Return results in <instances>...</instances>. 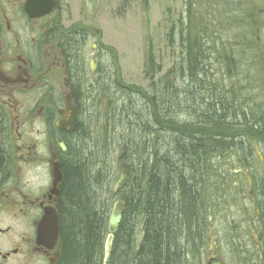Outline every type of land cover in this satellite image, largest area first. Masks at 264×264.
Instances as JSON below:
<instances>
[{"label": "flooded vegetation", "instance_id": "1", "mask_svg": "<svg viewBox=\"0 0 264 264\" xmlns=\"http://www.w3.org/2000/svg\"><path fill=\"white\" fill-rule=\"evenodd\" d=\"M70 1L0 0V264L58 262V242L51 250L37 243L44 214L58 215L52 169L58 163L61 169L70 147L78 149L85 136L94 149L99 140V152L110 142L109 74L104 77L85 55L89 42L97 43L95 36L102 34L94 28L96 17L87 21L85 13L92 14L88 4L100 0H78V18L72 12L65 24ZM263 15L259 10L249 23L261 22L264 30ZM261 45L263 55L251 43L247 57L231 63L227 81L234 87L224 95L253 124L241 142L246 150L217 153L214 175L203 177L180 233L178 249L187 260L205 254V261L214 255L221 264H264V41ZM216 92H203L204 98L224 100ZM228 137L226 142H235Z\"/></svg>", "mask_w": 264, "mask_h": 264}, {"label": "trees", "instance_id": "2", "mask_svg": "<svg viewBox=\"0 0 264 264\" xmlns=\"http://www.w3.org/2000/svg\"><path fill=\"white\" fill-rule=\"evenodd\" d=\"M210 5L213 6L212 3ZM187 6L185 11H182V19H185L184 23L183 21L178 23L176 20L173 25L175 28L173 29L175 42L172 40L171 43L173 48L181 46L182 52L186 51L185 53L188 55L184 61L188 65L191 57V51L189 52L191 45H200L204 37L207 40L211 39V42H213V39L218 38L221 33L219 31L211 32L215 25L213 12L208 11L204 15L197 16L194 11L193 13L191 12L189 1ZM197 28L199 32L197 33L198 36L195 37L191 29L197 30ZM222 43V47L218 46L220 48L218 50V52L220 51L219 58L225 61L228 71L230 68V74L228 72V79H230L232 73L231 63H233L231 57L234 56V58L241 59L247 57V54L244 55L237 51L236 46L238 44L231 46L230 41ZM246 45L248 48V43ZM209 46L210 50L214 45ZM227 46L232 47L235 53L232 51H230L231 53L227 52L230 49ZM207 52L208 49L205 52L206 56L197 54L201 56V58L197 59L202 60L204 64L205 58H208L207 54L210 55L212 53ZM149 62L150 60L148 59V64ZM199 63L196 62L195 67H198L203 73L201 70L202 66ZM187 65L185 66L186 69ZM185 68H182L180 72L184 82L187 80L184 77L186 76V72L184 73ZM192 70L195 71V69ZM188 71H191L189 66ZM113 73L114 71L111 72L110 80L117 85V90L120 91L123 87L122 82L117 80ZM166 78L168 79V77ZM189 80L195 83V77ZM205 80L206 78L201 81L200 86L202 84L205 86ZM157 87L158 85L154 88L151 87V89L154 90ZM109 88V97L114 106L111 83ZM171 89L162 94L165 100L164 105L170 111L175 108L173 114L185 113L187 116L195 118L196 111H190L188 106L184 107L182 105L183 102H180L176 93H173ZM137 93L142 95L144 99L149 97V94L145 93V91ZM157 94L159 95L160 92H157ZM158 95L155 97L156 99H158ZM190 95H194V93H190ZM223 96L224 100L221 98V101H227L229 105L231 100H229L228 95ZM199 97L202 101L203 96L200 95ZM148 99V102L154 106V100ZM206 100L208 99L206 98ZM190 101L186 100L189 103ZM202 103L203 101L200 104ZM207 108V111L211 112L209 104H207ZM156 119L162 122L160 124L162 126H173H168L173 136H171L169 142L167 141L168 146L169 143L171 144L167 154L161 153L159 150V136L157 137L153 132V137L150 134L147 135V139L143 133V130L145 132L150 129L152 121L146 124L142 123L140 127L145 125L143 130L139 128V132L136 133L133 139L129 138L121 143L120 147L124 148V155L121 160L125 162L127 171L125 186L120 191V195L125 198V208L119 229L114 237L112 251L107 264H186L185 252L182 249V253H180L178 245L180 233L185 225V217L191 212L192 208L194 209V201L197 200H194V194L197 191L200 194V189L205 184L201 182V188H196V176L211 179V176L214 175L217 153L246 150L243 143L226 142L228 141L229 132L228 130L225 132L224 127L226 128L229 124L225 120L219 121L216 116L203 118L200 123H187L175 119V124H172L174 120L168 122L161 116L155 117ZM195 127H198V132L202 127H206L210 133L208 135H203L201 132L198 135L193 134L191 128ZM235 127L229 129L232 137L240 135L241 140L244 142L245 138L249 136V128L242 125ZM148 140L153 142V147L154 145L158 147V152L157 150L153 152L152 164L149 163ZM78 141V149L74 146L70 147L68 154H65L64 163L61 167L63 184L58 202L60 246L57 264H102L109 211L108 208L104 207L105 203L104 206L98 203L96 195L97 186L103 182H97V179L90 181L89 179L94 175V171L96 172L97 163L93 161L95 157L102 165L101 171H104L102 173L109 175L107 167L109 157L108 152L106 154L107 148L105 147L106 149L104 148L101 152L97 150L99 148L95 147L94 149L90 145L91 141L88 136ZM113 146L115 147V145ZM138 149H141L142 154L145 153L146 157L145 155H143L144 158L137 156L140 157V162H137L136 157L133 158V161H130V156L132 157V153L136 151L139 152ZM176 157H179L184 163L176 166L175 162H173ZM96 183L97 186H95ZM141 234L143 237L141 242H139ZM203 247L205 248L206 244H203ZM190 258L192 259V255Z\"/></svg>", "mask_w": 264, "mask_h": 264}, {"label": "rangeland", "instance_id": "3", "mask_svg": "<svg viewBox=\"0 0 264 264\" xmlns=\"http://www.w3.org/2000/svg\"><path fill=\"white\" fill-rule=\"evenodd\" d=\"M188 1L191 6V12L193 13L194 11L197 16L204 15L206 12L213 9L217 22L214 25L216 27L213 26L211 32L219 31L221 34L218 38L213 39V42H211V39L207 40L204 37L200 45H191L189 48V52L191 51V57L189 58L190 63L187 65L184 61L185 57L188 55L185 53L186 51L182 52L181 46L173 48L171 42L172 40L175 42L173 34V29H175L173 25L175 21L177 20L178 23L181 21L184 23L185 21V19H182V11H185ZM211 3L213 6L210 5ZM263 4L258 0H245V3L240 0H100L95 2L93 7L91 4H88L90 9H93V13H85L87 14L85 18L87 21H90V17H96L94 28H98L102 34L97 35V37L95 36V40L98 41L97 43H91L92 40L89 42L85 55L87 61L92 58L94 64L99 66L98 69L100 68V70L104 71V77L109 74L107 81L108 84L110 85L111 83L113 87L111 93L116 109L114 119L111 122L112 128L110 127V142L112 145L110 147L111 151L108 153L109 162H107L109 175L102 173L104 172L101 171L102 165L95 157L93 161L98 165L96 164V172L94 171V175L89 179L90 181L92 179H97V182H103L99 186H97V183L95 184L98 190L96 195L99 204L103 206L104 203L106 204L104 207L108 208L109 214L120 192L119 189L117 191L114 189L123 165V161H120L121 143L129 138L133 139L136 133L139 132V128L143 130V126L145 125L140 127L142 123L146 124L152 121L150 129H145V132L143 130V133L146 135V138L147 135L153 132L157 137L159 136V150L161 153L164 152L166 154L171 145L169 143L168 146V142L171 136H173V133L170 128L168 129V126L171 125L162 126L160 125L162 122H159L158 119L155 120L157 116H161L168 122L174 120L172 124H175V119L187 123H200L203 121V118L216 116L219 121H232L226 128L224 127V131L226 132V130H228L229 135H231L229 129L236 128L235 125L237 124L249 129L251 128L253 123L249 122L247 115L244 117L243 114L247 111H244L242 107L228 105L227 101L218 102L214 96L210 99L208 97V102H206L204 97L207 95H204V93L208 94L212 91H217L216 97H219V95H224L226 93L225 90L234 87L233 84H228L227 81L230 68L228 71L225 61L219 58L220 51L218 52V50L220 49L219 47H222V42L230 41L231 46L238 44L239 47L236 46L238 49L237 51L244 55L249 54V46L251 43L255 44L256 47H254V49L256 53L262 52L263 46L261 42L264 41L262 23L258 22L255 25H251L249 22L254 14L256 15L259 10L264 9ZM79 8L81 9L82 7L78 0L70 1L68 11L66 12L67 17L64 16L65 24L72 21L70 18L72 12L73 19L75 20L78 18L77 12ZM262 18H264V15ZM246 25L248 27H246ZM191 30L193 36L197 37V33L199 32L198 28L197 30ZM246 43H248V48ZM90 44L95 45L93 51L91 50L92 47L90 48ZM209 45L214 46L209 50ZM227 47L230 48V46ZM207 49V53H212H210V55L207 54L208 58H205L204 64L202 60L200 61V59L198 60L197 58L204 56ZM103 50L107 52V54H102ZM230 51L235 53L232 47L228 49L227 52ZM259 55L261 56L263 54L260 53ZM148 59L150 60L149 64ZM231 61L235 63L241 60L239 59L236 61L234 56H232ZM196 62L201 64L202 67H200L203 73L198 67H195ZM186 65L187 69L185 68ZM188 66L191 69L190 72L188 71ZM111 68H114V77L122 82V92L121 90H117V85L110 80ZM182 68H185L184 73L186 72V76L184 77L187 79L186 82L183 81L182 74H180ZM192 69H195V71ZM239 72L238 70L237 73ZM166 77H168V79ZM193 77H195V83L189 80L190 78L193 79ZM205 78V86L204 84L200 86L202 83L201 81ZM164 80L167 81L165 82ZM157 85V88L154 90L151 89V87L154 88ZM169 89L173 90V93H176L177 98L180 102H183L182 105L184 107L188 106L190 111H196L195 118L187 116L185 113L173 114L175 108L170 111L169 108L164 105L165 100L162 94L165 91L168 92ZM144 91L149 94L148 98L152 101L154 100V106L148 102V98L144 99L142 95L137 93ZM184 91L185 93H183ZM157 92H160V94L158 95ZM190 93H194V95H190ZM157 95L158 99L155 98ZM200 95L203 96L202 104H200L202 102L199 97ZM104 99V104L106 105L108 101L106 97ZM186 100L191 101L189 103L186 102ZM193 100H195V102H193ZM207 104L210 105L209 110L211 112L207 111ZM191 131H193V134L197 135L200 134V132L203 135H208L210 133L206 127H202L199 132L198 127L191 128ZM213 132L218 133L215 131ZM236 136L237 137L233 139L235 142H243L240 135ZM113 145H115V147H113ZM153 149V142L148 140V153L152 152ZM138 150L139 152L136 151L132 153L133 156H130V161H133V158L136 157L137 162H140V157L144 158L143 155L146 157L145 153L142 154L141 149ZM173 162H175L176 166H180L184 163L179 157H176ZM37 179L38 177L35 175L32 176V182H36ZM196 181L197 185L195 187L201 188L203 177L197 175ZM109 191H111V193H109ZM195 197L197 199L196 193ZM205 259V254L196 258L193 256L191 261H188L189 263L187 262V264H205Z\"/></svg>", "mask_w": 264, "mask_h": 264}, {"label": "water", "instance_id": "4", "mask_svg": "<svg viewBox=\"0 0 264 264\" xmlns=\"http://www.w3.org/2000/svg\"><path fill=\"white\" fill-rule=\"evenodd\" d=\"M51 7H54V1L51 2ZM60 147L64 150V145L61 143ZM126 178L125 170L122 169L121 175L115 185V191L121 188L124 185ZM62 182V174L60 171V165H56L53 167V187L55 188L56 185ZM55 190H52L54 192ZM58 195H59V188H58ZM124 209V200L119 199L114 202L109 220H108V228L107 234L105 237L104 245H103V258L102 264H107L111 250L113 245L114 236L117 233L121 218L122 212ZM57 239H59V218L55 214L47 213L38 228V244H43L45 247L52 249L54 244L56 243ZM207 264H221L216 258H210Z\"/></svg>", "mask_w": 264, "mask_h": 264}]
</instances>
